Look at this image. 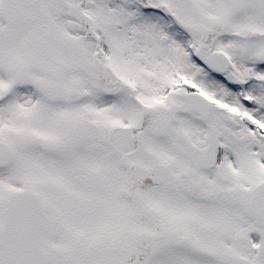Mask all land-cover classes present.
I'll return each instance as SVG.
<instances>
[{
    "label": "snow or ice",
    "instance_id": "snow-or-ice-1",
    "mask_svg": "<svg viewBox=\"0 0 264 264\" xmlns=\"http://www.w3.org/2000/svg\"><path fill=\"white\" fill-rule=\"evenodd\" d=\"M0 264H264V0H0Z\"/></svg>",
    "mask_w": 264,
    "mask_h": 264
}]
</instances>
